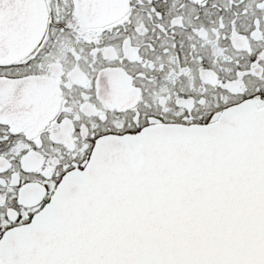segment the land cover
Wrapping results in <instances>:
<instances>
[{"label": "snow or ice", "instance_id": "snow-or-ice-1", "mask_svg": "<svg viewBox=\"0 0 264 264\" xmlns=\"http://www.w3.org/2000/svg\"><path fill=\"white\" fill-rule=\"evenodd\" d=\"M0 264H264V0H0Z\"/></svg>", "mask_w": 264, "mask_h": 264}]
</instances>
